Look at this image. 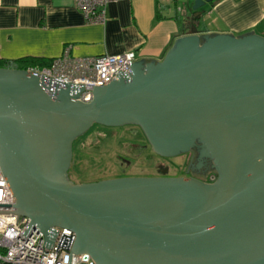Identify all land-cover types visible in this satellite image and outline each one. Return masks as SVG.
<instances>
[{
  "label": "water",
  "instance_id": "95a60500",
  "mask_svg": "<svg viewBox=\"0 0 264 264\" xmlns=\"http://www.w3.org/2000/svg\"><path fill=\"white\" fill-rule=\"evenodd\" d=\"M142 61L94 85L89 103L75 99L81 83L0 68V166L15 198L0 204L15 210L0 212L27 216L44 234L72 230L69 264L72 252L99 264H264V37L224 33L203 44L191 35L163 62ZM94 123L138 125L169 156L200 138L218 180L75 183L72 144Z\"/></svg>",
  "mask_w": 264,
  "mask_h": 264
},
{
  "label": "crops",
  "instance_id": "0c3cea01",
  "mask_svg": "<svg viewBox=\"0 0 264 264\" xmlns=\"http://www.w3.org/2000/svg\"><path fill=\"white\" fill-rule=\"evenodd\" d=\"M194 1L114 0L105 21L92 23L76 0H0V60H53L66 49L78 58L135 51L146 67L163 62L182 37H264V0H216L199 14Z\"/></svg>",
  "mask_w": 264,
  "mask_h": 264
},
{
  "label": "built area",
  "instance_id": "2783aa9c",
  "mask_svg": "<svg viewBox=\"0 0 264 264\" xmlns=\"http://www.w3.org/2000/svg\"><path fill=\"white\" fill-rule=\"evenodd\" d=\"M114 0H76L87 21H105L106 6ZM136 52L102 54L94 57H72L66 49L62 56L52 60L50 66L30 68L39 74L60 82L81 83L84 89L75 98L83 102L93 100L94 85L109 84L126 69L125 63L136 61ZM218 173L210 172L204 180L215 184ZM15 198L0 166V204H14ZM0 210L13 211L14 206H0ZM27 216L14 212H0V264H69L75 233L54 226L44 234ZM70 264H99L88 252H72Z\"/></svg>",
  "mask_w": 264,
  "mask_h": 264
},
{
  "label": "rangeland",
  "instance_id": "374dc122",
  "mask_svg": "<svg viewBox=\"0 0 264 264\" xmlns=\"http://www.w3.org/2000/svg\"><path fill=\"white\" fill-rule=\"evenodd\" d=\"M155 154L144 131L137 125L102 127L93 124L73 141L69 177L81 184L125 177H157L158 167H166L164 165L173 168L171 173H175L173 162L159 159ZM178 157H182V162L187 155Z\"/></svg>",
  "mask_w": 264,
  "mask_h": 264
},
{
  "label": "flooded vegetation",
  "instance_id": "af4514ba",
  "mask_svg": "<svg viewBox=\"0 0 264 264\" xmlns=\"http://www.w3.org/2000/svg\"><path fill=\"white\" fill-rule=\"evenodd\" d=\"M206 40L207 39L203 38V42H201V43L204 44L206 42ZM94 124L102 125L99 123H94ZM102 126L106 127L105 125H102ZM145 136L147 138L146 133H145ZM151 146H152V144H151ZM152 148H153V146H152ZM154 151H155V149H154ZM155 153H156L155 157H157L159 159L169 160L170 162H173V165L175 166V173H171V172H173L172 171L173 168H170L167 165H164L166 167H163V166L158 167L159 175L157 177L196 178V179H199V180L204 182V180L206 179V176L210 172L215 171L218 173L214 158L212 157V154L210 153L209 146H208L207 142L200 139V138H196L194 140L192 146L190 147V149L188 151H186V152L181 151L175 156H169L166 154H162L163 152L159 153L157 151H155ZM183 154H186L187 158H185L181 163H177V162L173 161L174 160L173 158H176V157L181 156Z\"/></svg>",
  "mask_w": 264,
  "mask_h": 264
},
{
  "label": "trees",
  "instance_id": "16d2710c",
  "mask_svg": "<svg viewBox=\"0 0 264 264\" xmlns=\"http://www.w3.org/2000/svg\"><path fill=\"white\" fill-rule=\"evenodd\" d=\"M161 17L162 15L160 14V11H158L157 19H161ZM51 63L52 59L45 58H24L16 61L0 60V68L29 70L30 68H36V66L47 67L50 66Z\"/></svg>",
  "mask_w": 264,
  "mask_h": 264
}]
</instances>
